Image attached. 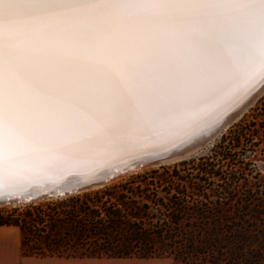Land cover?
Wrapping results in <instances>:
<instances>
[{
	"label": "snow or ice",
	"instance_id": "obj_1",
	"mask_svg": "<svg viewBox=\"0 0 264 264\" xmlns=\"http://www.w3.org/2000/svg\"><path fill=\"white\" fill-rule=\"evenodd\" d=\"M264 87V0H0V197L175 146Z\"/></svg>",
	"mask_w": 264,
	"mask_h": 264
},
{
	"label": "trees",
	"instance_id": "obj_2",
	"mask_svg": "<svg viewBox=\"0 0 264 264\" xmlns=\"http://www.w3.org/2000/svg\"><path fill=\"white\" fill-rule=\"evenodd\" d=\"M219 154L226 158L227 153ZM205 163L210 161L205 159ZM214 175L225 182L221 174ZM227 193L229 196L69 195L46 204L45 209L37 205L22 214H0V225L18 227L21 250L27 256L264 264V196Z\"/></svg>",
	"mask_w": 264,
	"mask_h": 264
},
{
	"label": "rangeland",
	"instance_id": "obj_3",
	"mask_svg": "<svg viewBox=\"0 0 264 264\" xmlns=\"http://www.w3.org/2000/svg\"><path fill=\"white\" fill-rule=\"evenodd\" d=\"M222 151L227 153L226 158L219 154ZM205 159L210 163H205ZM259 163L264 164V91L210 143L194 153L143 167L70 196H229L227 192H232V196H264V171L258 168ZM215 173L221 174L225 182ZM59 200H41L28 207L0 206V214H22L37 205L45 209L46 204ZM44 258L45 264H174L169 258Z\"/></svg>",
	"mask_w": 264,
	"mask_h": 264
},
{
	"label": "bare ground",
	"instance_id": "obj_4",
	"mask_svg": "<svg viewBox=\"0 0 264 264\" xmlns=\"http://www.w3.org/2000/svg\"><path fill=\"white\" fill-rule=\"evenodd\" d=\"M263 91H264V87H261L259 90H257L252 95H250L246 100H244L239 105L233 107L230 111H228L214 125L196 133L195 135L191 136L190 138L186 139L183 142L177 143L175 146H167L165 149H158L154 153H151L148 155H142L140 157L131 159L127 163L114 165L112 168H104L100 172H98L95 176L87 180L81 179L79 177H71L57 184H48L46 187H43V188H40V187L30 188L28 189L26 193L22 195L23 196L38 195L44 191L45 192L46 191L55 192V193L61 192V191L64 192L65 189H68L71 187L79 188L85 185H92L94 183L102 182V179L107 178V177H111V179L113 180L120 175H124L132 171H136L134 170V166L141 162L148 161V160H155V159H166V158L176 156L180 153L192 150L198 146H201L206 141H208L211 137H213L221 129V127L224 125V123L230 116L235 115V117L237 118L244 111V109H246L248 105H250V103L257 97V95H259ZM228 125H225L224 128L219 133H221ZM169 161H173V160H166V162H169ZM13 196H16V195H13ZM66 196H69V195H66ZM3 198L4 197H0V203H1V199ZM0 206H6V205H0ZM12 206H16V205H12Z\"/></svg>",
	"mask_w": 264,
	"mask_h": 264
},
{
	"label": "water",
	"instance_id": "obj_5",
	"mask_svg": "<svg viewBox=\"0 0 264 264\" xmlns=\"http://www.w3.org/2000/svg\"><path fill=\"white\" fill-rule=\"evenodd\" d=\"M245 110V109H244ZM236 119L235 115L230 116L226 122L224 123V125L221 127V129L213 136L211 137L208 141H206L204 144H202L201 146H198L192 150L180 153L176 156L170 157V158H166V159H155V160H148V161H144L141 162L137 165L134 166V170L137 169H141L143 167L149 166V165H156V164H161V163H165L166 160H180L192 153H194L195 151H197L198 149L202 148L203 146H205L206 144L210 143L216 136L217 134L224 128L225 125L230 124L232 121H234ZM220 134V133H219ZM258 168L260 170L264 171V164L259 163L258 164ZM130 170V169H128ZM112 179L111 177H107V178H103L102 182H98V183H94L92 185H85L82 187H71L68 189H65V191H61V192H49V191H44L38 195H16V196H10V197H4L3 199H1V203L0 205H20V204H27V203H31V202H36V201H41V200H48V199H55V198H63L66 195H72V194H76L80 191L83 190H88L90 188L93 187H97V186H101L103 184H106L108 182H110Z\"/></svg>",
	"mask_w": 264,
	"mask_h": 264
},
{
	"label": "crops",
	"instance_id": "obj_6",
	"mask_svg": "<svg viewBox=\"0 0 264 264\" xmlns=\"http://www.w3.org/2000/svg\"><path fill=\"white\" fill-rule=\"evenodd\" d=\"M20 237L18 227L0 225V264H45V258L23 254Z\"/></svg>",
	"mask_w": 264,
	"mask_h": 264
}]
</instances>
